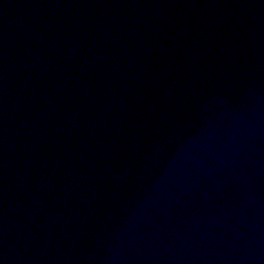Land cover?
<instances>
[{"label":"water","instance_id":"1","mask_svg":"<svg viewBox=\"0 0 264 264\" xmlns=\"http://www.w3.org/2000/svg\"><path fill=\"white\" fill-rule=\"evenodd\" d=\"M0 264H264V0H0Z\"/></svg>","mask_w":264,"mask_h":264}]
</instances>
